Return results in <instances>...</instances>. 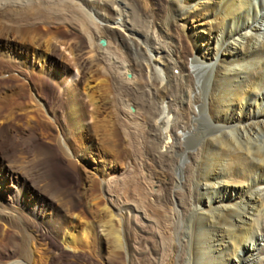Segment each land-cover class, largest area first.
Returning a JSON list of instances; mask_svg holds the SVG:
<instances>
[{
  "label": "bare ground",
  "instance_id": "6f19581e",
  "mask_svg": "<svg viewBox=\"0 0 264 264\" xmlns=\"http://www.w3.org/2000/svg\"><path fill=\"white\" fill-rule=\"evenodd\" d=\"M1 157L0 264H264V0H0Z\"/></svg>",
  "mask_w": 264,
  "mask_h": 264
},
{
  "label": "rangeland",
  "instance_id": "374dc122",
  "mask_svg": "<svg viewBox=\"0 0 264 264\" xmlns=\"http://www.w3.org/2000/svg\"><path fill=\"white\" fill-rule=\"evenodd\" d=\"M100 45H103L102 41L100 42ZM58 51H59L60 55H63L65 57V61L66 60L67 61L71 60V56L64 49V47L59 46L58 47ZM27 55H29V53H27ZM58 59H59V57H58ZM18 62H19V60L16 61L17 64H18ZM31 62H33L34 65L37 66V69H41V65L39 64V62H37V60L32 58ZM57 68L58 69H57V76L56 77L62 76V71L63 70H62V67H60V63H59V67H57ZM74 79H76L75 76L73 78L72 77H70V78L67 77V82H71ZM203 97L204 98L206 97L204 100H205V103L207 102V105H208V103H209L208 101L211 100L212 95H209L208 92H207V94L204 95ZM131 110H134V108H131ZM1 160H2V157L0 158V161ZM57 160H59V158L56 159V162H58ZM142 173L144 174L145 172H142ZM136 174H138V176L142 175L139 170H136ZM64 176L68 180H70L72 183H76V181H77V175L74 172H72V171L69 174H65ZM144 176H146V173L144 174ZM15 188H16V183H12L10 180H8L7 186L6 185L5 186H1L0 185V190H1L0 191V196H1V199H2L3 203H8V201L11 200L12 197H14ZM144 197L145 196H143L140 204L143 206V209L145 211H148L149 210V202H148V200L146 201L145 200L146 198H144ZM73 199H74V202L78 203L77 197H74ZM147 208H148V210H147ZM137 222L139 223L140 226H142V222L140 221V219H138ZM183 227H185V232H186L184 240L188 242L191 239V242H192L193 246H195L194 244H195V242L197 240V237H196L197 230L194 228L195 225H191V224L186 225V223H184ZM149 228L150 227H148L147 229H149ZM144 230H146V229L144 228ZM149 232H152V233L151 234H149V233L141 234V238H143V239H141L142 240L141 241V246H140V250L141 251L139 253H130V255L128 256V260H127L128 264H157V262L160 260L159 259L161 257L160 241L158 239H156V236H154L155 233H154V230H152V228L149 229ZM54 244H58V241L55 240ZM60 245L61 244H59V246ZM61 247H62V245H61ZM260 247L264 248V241L261 242ZM7 248L8 247L3 249V251H7ZM192 250H193V247H192ZM131 254H132V256H131ZM101 256L102 255H99L97 257V256L92 255L91 257H87L86 263L87 264H105V262H104L105 260H101V258L103 259L104 256H102V257ZM190 260L192 262V257L188 256L185 259L183 264H189ZM130 261H131V263H130Z\"/></svg>",
  "mask_w": 264,
  "mask_h": 264
},
{
  "label": "water",
  "instance_id": "95a60500",
  "mask_svg": "<svg viewBox=\"0 0 264 264\" xmlns=\"http://www.w3.org/2000/svg\"><path fill=\"white\" fill-rule=\"evenodd\" d=\"M102 44H104V41H102Z\"/></svg>",
  "mask_w": 264,
  "mask_h": 264
}]
</instances>
